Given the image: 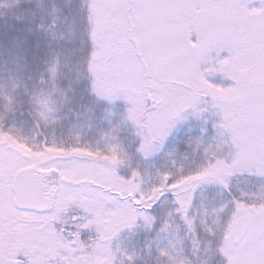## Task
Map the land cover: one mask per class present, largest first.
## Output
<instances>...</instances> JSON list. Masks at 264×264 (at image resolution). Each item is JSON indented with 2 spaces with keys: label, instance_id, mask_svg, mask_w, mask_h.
Listing matches in <instances>:
<instances>
[{
  "label": "snow or ice",
  "instance_id": "snow-or-ice-1",
  "mask_svg": "<svg viewBox=\"0 0 264 264\" xmlns=\"http://www.w3.org/2000/svg\"><path fill=\"white\" fill-rule=\"evenodd\" d=\"M14 12L36 17L26 0ZM74 12L85 25L78 77L102 112L115 117L123 108L113 127L132 124L142 159L164 153L177 126L193 117L197 139H207L196 150L215 152L202 170L160 173L148 192L135 183L138 169L128 177L115 175L114 187L126 182L132 191L107 211L143 219L152 229L157 205L171 197L176 207L160 230L179 217L193 237L188 264H264V0H77ZM102 90L115 95L105 97ZM13 139L20 143L0 125V264H95L90 242L99 234L85 236L83 213L75 205L64 207L66 196L86 194L62 181L59 170L40 175L31 160L10 151ZM43 148L82 150L47 140ZM216 169L225 175L205 180ZM242 176L260 180L259 189L234 188ZM202 187L220 189L222 199L197 221L193 209ZM77 238L83 247L73 255L49 256Z\"/></svg>",
  "mask_w": 264,
  "mask_h": 264
},
{
  "label": "rangeland",
  "instance_id": "rangeland-1",
  "mask_svg": "<svg viewBox=\"0 0 264 264\" xmlns=\"http://www.w3.org/2000/svg\"><path fill=\"white\" fill-rule=\"evenodd\" d=\"M18 2L0 0V21L8 25L6 19H10L9 23L12 24L14 17H25L34 22L32 25L35 29L36 24H42L43 28L36 29L38 32H46L51 42L65 43L64 47H72L68 52L76 53V45H80L85 28L74 12L77 0H26L35 12H40L38 22L33 19L32 12H14ZM79 2L82 4L84 0ZM37 17L36 14L35 19ZM77 70V66L68 64L62 68V64L58 63L51 67L40 88L33 86L38 89L31 93L22 89L28 94L32 116H26L25 120L16 119L15 114L9 117L13 120L6 124V129H10L12 136L20 141L17 143L13 139L10 151L31 160L40 175L47 176L59 170L62 181L79 187L86 194L79 198L66 196L64 207L75 205L83 213L80 229L85 230V236L99 234L98 240L90 242L95 264H129V257L133 258L134 264H188L187 255L193 247L190 243L193 237L186 235L187 228L179 217L170 221L171 228L160 230L167 219L166 214L176 207L172 198L161 199L154 211L156 226L149 229L143 219L133 222L126 216L114 217L107 211L132 191V186L126 182H119L114 187L112 178L117 174L128 177L132 169H138L139 176L135 183L148 192L162 179L160 173L175 174L181 167L185 173L202 170L206 167L207 158L214 156L215 152L209 150L205 154L196 150L198 145L207 143V139H197L200 134L193 117L191 123L177 126L164 153L154 159H142L135 152L136 136L132 124L121 123L113 127L116 121L123 119L122 107L116 110L117 115L113 117L102 112L96 103L88 107L74 105L72 95ZM16 84L4 82L2 88L9 97L19 95ZM102 95L112 97L115 94L102 90ZM45 140L49 145L68 149L79 145L82 150L64 153L56 148L44 149ZM24 144L29 147H24ZM224 175L223 170H210L205 180L211 181ZM260 183L256 177L242 176L233 181V186L251 189L255 185L258 190ZM221 199L220 189L200 188L193 209L198 213L197 221L203 216L204 209H211ZM130 223L136 226L129 229L127 225ZM200 238L204 239L203 233ZM82 247L77 238L67 248L53 249L48 254L52 258H56L59 252L71 256L75 249ZM206 259L207 256L201 253V260Z\"/></svg>",
  "mask_w": 264,
  "mask_h": 264
},
{
  "label": "trees",
  "instance_id": "trees-1",
  "mask_svg": "<svg viewBox=\"0 0 264 264\" xmlns=\"http://www.w3.org/2000/svg\"><path fill=\"white\" fill-rule=\"evenodd\" d=\"M36 14L38 17L35 21L38 22L41 18L40 12ZM9 20L6 19L8 25L0 21V125L5 129L6 124L13 120L9 118L13 114L16 115V119L22 120H25L26 116H32L28 94L22 89L31 93L38 89L32 88L33 86L40 88V84L46 81L51 67L58 63L62 64V68L68 64L79 67L76 58L80 48V45H76L78 46L76 53L71 54L68 52L71 46L66 44L67 47H64L65 43L51 42L47 33L38 32L32 25L34 22L27 18L13 19L12 24ZM5 81L17 83L19 95L9 97L2 88ZM72 100L74 105L80 104L82 107L94 103L87 91L86 81L82 77H77L75 80ZM55 172L52 171L51 174Z\"/></svg>",
  "mask_w": 264,
  "mask_h": 264
}]
</instances>
